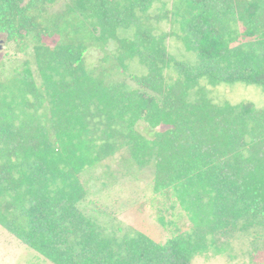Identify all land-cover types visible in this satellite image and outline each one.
Listing matches in <instances>:
<instances>
[{
    "label": "trees",
    "instance_id": "1",
    "mask_svg": "<svg viewBox=\"0 0 264 264\" xmlns=\"http://www.w3.org/2000/svg\"><path fill=\"white\" fill-rule=\"evenodd\" d=\"M56 2L0 0V34L32 46L0 72V225L53 264H192L239 233L251 236L250 264H264L253 259L264 248V108L209 94L264 87V0ZM168 35L193 60L172 54ZM91 48L103 52L93 66ZM121 151L152 170L153 192L185 211L186 229L160 214L173 231L158 242L83 207L82 175Z\"/></svg>",
    "mask_w": 264,
    "mask_h": 264
},
{
    "label": "rangeland",
    "instance_id": "2",
    "mask_svg": "<svg viewBox=\"0 0 264 264\" xmlns=\"http://www.w3.org/2000/svg\"><path fill=\"white\" fill-rule=\"evenodd\" d=\"M66 0H57L53 9L63 7ZM163 1V0H162ZM162 3V2H159ZM170 7L171 0H164ZM156 4L154 11L158 12ZM162 30L170 31L171 24L162 20L159 24ZM49 44L55 43V37H44ZM167 49L178 58L191 59L182 43L174 35L166 37ZM31 44L25 46L20 41L8 40L5 34H0V72L7 74L13 67H21L23 62L30 59ZM103 57L99 49L91 48L86 53L87 63L97 65ZM133 72H138L139 64H132ZM138 65V66H137ZM141 71V70H140ZM139 71V72H140ZM118 74V73H117ZM119 77L129 83L134 82L124 72ZM209 94L217 103L230 102L232 104L245 103L258 108H264V87L243 82L220 83L209 86ZM139 129L146 133L148 129L144 122H140ZM126 152H116L104 159L100 165L87 170L82 176L89 187L88 199L82 203L87 211H95L99 207L103 213L99 215L103 223L136 228L158 242H164L172 235V228L164 227L158 220L160 214L167 219L176 221L182 229L190 223L185 211L177 204L171 214L169 205L162 196L152 190L153 175L151 169L138 170L129 167L122 160ZM231 245L223 252L215 253L212 250L194 256L192 264H250L251 236L242 233L230 240ZM249 255V256H248ZM255 261H264V248L254 254ZM0 264H53L45 256L20 242L0 225Z\"/></svg>",
    "mask_w": 264,
    "mask_h": 264
}]
</instances>
